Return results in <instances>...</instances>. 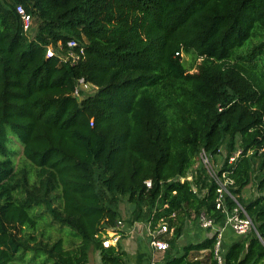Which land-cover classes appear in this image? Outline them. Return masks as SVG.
Segmentation results:
<instances>
[{
	"label": "trees",
	"instance_id": "trees-1",
	"mask_svg": "<svg viewBox=\"0 0 264 264\" xmlns=\"http://www.w3.org/2000/svg\"><path fill=\"white\" fill-rule=\"evenodd\" d=\"M18 5L38 21L31 39ZM69 40L73 64L58 58ZM79 79L93 95H72ZM201 150L212 162L224 151L219 174L255 228L222 264H264V0H0V264H87L91 247L124 264L96 237L123 198L131 224L165 222L174 239L201 214L222 225L237 203L215 208L217 185L193 169ZM44 212L71 245L35 235ZM215 240L163 264H217Z\"/></svg>",
	"mask_w": 264,
	"mask_h": 264
},
{
	"label": "built area",
	"instance_id": "built-area-1",
	"mask_svg": "<svg viewBox=\"0 0 264 264\" xmlns=\"http://www.w3.org/2000/svg\"><path fill=\"white\" fill-rule=\"evenodd\" d=\"M16 12L20 15L22 19L24 32L27 33L31 28L30 25L32 22L30 15L27 14L24 8L20 5L16 7ZM75 46V41L69 40L67 42V47L69 48V51L65 54H59L58 58L64 63H75L79 59L80 54L82 53V50H80V54L72 52V49ZM46 56L48 58H52L55 56V53L51 48H48L46 51ZM92 87L95 91L94 86L87 83L84 79H79L76 83L72 95L77 99H81L83 94L87 90L89 91ZM238 154L236 153L232 157H230L228 159V163H232ZM197 162L204 167L209 179L218 187V197L215 201V208L217 210H224V195H228L234 202L237 203L236 199L232 197L227 190V185L233 184V181L226 177L225 174H219V169L214 166L213 162L210 159V156H208L204 150H201L199 152ZM186 179L190 180L191 177H188ZM183 181L184 179H181V182ZM145 185L147 188H150L151 182L149 180L145 181ZM198 225L201 229L210 231L212 236H216L213 254L217 264H222L221 244L222 230L224 227H230L232 231L239 237H243L251 230H255L247 212L238 203L237 207L234 208L231 212H225V217L222 226L215 224L212 219L205 217L204 214H201L198 218ZM146 226L148 235L150 237V246L157 251H166L168 249L169 244L167 238L165 239V237L171 236L172 232L168 229L167 224L165 222H160L157 224L154 230L150 229L149 224ZM122 229L123 224L118 221L112 228L107 229L105 232H100L98 235H96V237L100 239L101 245L104 249H109L111 247L116 246L120 241V231Z\"/></svg>",
	"mask_w": 264,
	"mask_h": 264
},
{
	"label": "crops",
	"instance_id": "crops-1",
	"mask_svg": "<svg viewBox=\"0 0 264 264\" xmlns=\"http://www.w3.org/2000/svg\"><path fill=\"white\" fill-rule=\"evenodd\" d=\"M120 235V241L114 247L122 253V257L124 256L127 258L125 260L126 262L131 261L132 264H163L170 256L181 255L183 247L186 245L195 244L212 236L210 231L201 229L198 222L193 220L188 222L182 235L176 238L173 244L168 242L169 246L166 251H157L150 246V237L147 232L146 224H134L131 227H123L120 231ZM166 238L169 241L171 240V236H166L165 239ZM240 238L241 237L237 236L230 227H224L222 230L221 252L223 250L225 251ZM172 253L173 255H171ZM196 254H206V252H199ZM202 256L198 257V259H202ZM196 258L197 257L194 259Z\"/></svg>",
	"mask_w": 264,
	"mask_h": 264
},
{
	"label": "rangeland",
	"instance_id": "rangeland-1",
	"mask_svg": "<svg viewBox=\"0 0 264 264\" xmlns=\"http://www.w3.org/2000/svg\"><path fill=\"white\" fill-rule=\"evenodd\" d=\"M37 23H38V21L36 19L32 20L31 25H30L31 28L26 33L28 39H31L33 37L34 32L36 30ZM182 58H183L185 64L188 65L189 64L188 62L190 61V57L183 54ZM93 94H94V88L92 87V88H90L89 91L87 90L83 94L82 97H87V96L93 95ZM7 136L10 139L9 146H10L11 150H13V152H14V156H13L14 162L17 165H20V164H24V165L26 164L27 165V162L25 160H23L22 147L19 144V142L16 141L17 139L15 138V136L11 133V131L9 129L7 130ZM223 158H224V151L222 150V156H218L216 158V160L213 162V164L216 168L220 169V167L222 166V163H223ZM197 165H198V162L196 160V163L193 166V169ZM257 175H258V172H257V170H255L253 175H252V180H251L250 185L247 186L243 191L242 197L245 201L253 199L257 195V191L255 188V184L257 181V178H256ZM130 219H131V206L127 202L126 198H123L119 204V214H118L116 223L118 221H120L123 224V227H131L134 224H146L147 225V223H145V222H135V223L131 224ZM51 221L52 220L49 217V215L46 212H44L42 218H40L38 229H37L35 235L38 236V238H42L41 236L43 233L45 239L47 237H50L51 238L50 240H52V241L56 240L58 237H61L66 242L65 246L71 245L73 239L70 237V235H68L67 232H65L68 230L64 229L65 230L64 232H59V227L57 228L56 224H54V223L52 224ZM171 240H172L171 244H173L175 239L171 238ZM73 244H75V243H73ZM171 255H173V253ZM206 255H207V253L206 254H191L189 256V259L193 260L195 257L198 258L200 256H202V259H204L206 257ZM122 259L124 260V264H132L131 261H129V262L125 261L127 259L126 257L123 256ZM87 264H102L98 252H96L93 247H91L89 250L88 263Z\"/></svg>",
	"mask_w": 264,
	"mask_h": 264
}]
</instances>
